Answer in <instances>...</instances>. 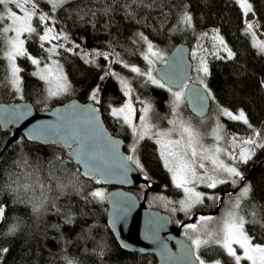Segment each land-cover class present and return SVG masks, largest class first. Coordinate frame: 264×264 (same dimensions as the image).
Instances as JSON below:
<instances>
[{
	"label": "snow or ice",
	"instance_id": "1",
	"mask_svg": "<svg viewBox=\"0 0 264 264\" xmlns=\"http://www.w3.org/2000/svg\"><path fill=\"white\" fill-rule=\"evenodd\" d=\"M92 0H89L91 3ZM155 0H108L101 3L103 14L120 9L128 15H134L135 8L153 7ZM241 13V21L245 25L246 34H251L253 46L264 54V41L257 39L255 29L260 27L259 22L251 19L255 16V8L251 0H233ZM71 6L70 0H0V56L3 61L2 82L20 93L23 86L24 71L18 63L23 58L35 66L31 75L44 81L47 85V97L49 99L68 93L71 82L64 72L59 57L64 53H72L78 56L84 63L96 65L97 59L105 61L102 75L98 79L104 82L114 79L117 84L119 99L108 102L103 95L106 90L104 83H98L89 94L90 104L84 108H76L71 118L62 120L59 124L49 126L44 130L49 136L54 137L51 142L70 149L69 160L74 159L83 166V175L96 184L108 182L112 177L119 175L121 183L128 182L126 177L132 169L145 172V181L149 179L143 163L141 162L138 149L141 143L151 140L157 146V156L162 167L170 176L171 186L178 190L181 198L177 201L168 200L160 195L155 199L162 201L165 207L172 204L173 213L179 211L191 218L194 209L204 205L206 200H221L220 191H225L221 186H232L236 188L245 177L238 167L239 164H247L256 154L258 149L264 150V127H255L250 123L243 109L234 113L227 107L219 106L218 112L230 121L242 122L247 126L250 134L240 136L231 134L226 137L224 127L219 122L212 129L211 136L214 143L206 145L201 135L190 121L185 120L179 109L184 103L185 94L195 96L200 101V111L203 113L204 101L215 100V96L208 88L206 78L210 75L208 57L223 60L232 59L236 55L229 48L219 29H213L211 35L204 32L197 39L196 46L189 55L196 61L194 71L196 72V83L202 90L190 87L191 77L184 67H175L174 61H170L164 53L143 32H138L137 43H143L145 51L141 53L147 68L124 61L118 52L82 49L79 43L71 39L69 34L59 26L57 17L53 15L57 11H63L65 6ZM87 7V5H85ZM161 7H173L172 3L162 4ZM180 16V23L186 28L193 27V16L188 11V5H184ZM47 9V10H45ZM95 12L91 15L95 16ZM35 36L39 49L45 54L33 55L28 47V42ZM204 39L211 41V50L204 47L200 42ZM47 45V47L45 46ZM183 51V50H181ZM221 52L226 56L221 55ZM46 61V62H45ZM157 63L166 67L158 69ZM121 65L130 73L135 74L132 79L121 75L111 69V65ZM192 68L191 64L187 65ZM141 78L144 85H152L156 88L166 89L171 94L172 118L167 119V128H159L151 121L153 104L142 98L134 87L133 80ZM264 87V81H261ZM107 105V107H105ZM101 109L108 112L109 116L125 128L131 135V143L127 147V155H119V141L113 139L103 130L100 123L99 113ZM39 137L33 136L32 139ZM58 162L63 163L61 157H56ZM52 179V177H49ZM203 186V191L198 190ZM66 185L58 184L57 188L63 191ZM151 187V185H149ZM209 190H212L211 192ZM39 191L40 197L35 194ZM47 189L40 182L38 184L21 182L20 178L12 180L11 183L0 182V194L4 199L0 200V225L4 230L0 236H12L19 231V222L9 219L8 211L10 203H30L32 212L39 216L45 209ZM33 196L27 200L20 194ZM253 192L251 182H247L239 188V195L232 201L220 217L212 215H199L195 222L185 223L184 235L190 241V245L182 244V255L179 258L184 264H264V239L249 234L246 224L259 223L252 213L253 220L248 221L240 214L241 202ZM226 194L232 198L230 191ZM103 188L97 187L84 194L86 202H103L106 199ZM11 196V201H9ZM178 205V206H177ZM114 205V209H115ZM124 209L115 215L116 220L124 214ZM67 223H72L71 218ZM53 227H58L53 225ZM121 247L128 245L122 243ZM166 249V245L163 246ZM201 249L216 251V258L207 256L202 258ZM10 252L8 247L0 248V264H3L5 256ZM58 264H78L77 260L68 254L59 258Z\"/></svg>",
	"mask_w": 264,
	"mask_h": 264
},
{
	"label": "trees",
	"instance_id": "2",
	"mask_svg": "<svg viewBox=\"0 0 264 264\" xmlns=\"http://www.w3.org/2000/svg\"><path fill=\"white\" fill-rule=\"evenodd\" d=\"M107 2L108 0H92L91 3L89 0H70V7L66 5L63 11H57L53 15L57 17L59 26L72 40L79 43L82 49H114L124 61L136 66L146 64L140 52L142 43L136 42L138 32H143L154 44L170 51L178 42H186L191 48L192 45L195 47L202 33L219 29L236 55L230 60L209 56L210 75L207 77V84L215 96L212 102L233 111L243 109L252 125L257 128L264 127V87L261 86V81H264V54L253 46L250 34L245 33L241 13L233 0H155L151 8H135L134 15H128L120 9L105 15L100 4ZM251 2L255 8L256 21L264 31V0ZM167 3H172L173 7H161ZM184 5H188V11L193 16V27L190 29L180 23ZM93 11L95 16L91 15ZM27 47L33 55H45L39 49L35 36L28 42ZM59 60L72 88L63 97L48 100L45 82L31 75L35 66L23 58L18 60L20 67L24 69L21 73L22 91L17 93L6 86L2 82V69L6 62L0 56V103L28 100L40 110L64 103L72 97L90 101L89 94L98 83L105 84L103 95L107 97L108 102L119 99L120 94L116 90L114 79L104 82L98 79L99 75H102V68L106 66L103 59H97V64L101 66L97 67L84 63L72 53L62 51ZM111 69L131 79L135 76L121 65L113 64ZM150 93L149 97L155 102L157 111L163 112L168 100L167 90L153 88ZM101 111L110 131L123 137L126 142L129 141V131L120 127L106 110ZM222 122L226 137L231 134H250L242 122L230 121L227 117ZM10 134L11 130L0 128V152ZM125 149L127 150V145ZM138 155L149 179L165 186L164 190L148 195V204L169 213L175 224L189 218L179 211L173 213L170 210L172 204L165 207L162 201H155L153 198L160 195L171 201L181 198L178 190L171 186L170 176L158 160L154 142H142ZM58 156L62 158L63 163L56 160ZM238 166L245 175L256 168L247 181L251 182L253 192L242 202L241 211L248 221L253 220L252 213L255 212V219L259 223L246 224V230L249 234L264 239V150L258 149L247 164ZM141 173L145 176V172ZM17 178H20L21 182L33 184L42 182L47 189V200L45 209L39 216L32 212L30 203H10L9 219L19 222V231L12 236H0V248L10 249L3 264H58L59 258L65 254L73 256L78 264H158L154 255L127 252L118 245L107 224L106 200L86 202L84 199V194L97 187L105 191L110 188L84 178L80 168L69 160L66 148L32 143L21 136L0 155V182L11 183ZM58 184L68 187L61 191L57 188ZM133 191L142 198L145 185H140ZM20 195L27 200L33 193ZM35 196L40 197L39 191ZM2 199L4 195L0 194V200ZM11 199L9 196V201ZM216 206V201H205L204 205L194 209L193 213L214 211ZM69 218L72 220L70 224L67 223ZM3 230L4 226L0 225V232ZM201 253L202 258H220L213 250L201 249Z\"/></svg>",
	"mask_w": 264,
	"mask_h": 264
},
{
	"label": "water",
	"instance_id": "3",
	"mask_svg": "<svg viewBox=\"0 0 264 264\" xmlns=\"http://www.w3.org/2000/svg\"><path fill=\"white\" fill-rule=\"evenodd\" d=\"M183 50V51H181ZM192 50L191 46L186 42H178L168 52L167 58L170 61H174L175 67H184L191 77L189 81L190 87L197 89L202 88L193 80V68L194 62L191 59L189 53ZM191 64L193 67L188 68L187 65ZM166 66L160 64L158 69L165 68ZM186 102L189 111L198 118H205L209 115L212 107V99L204 101L203 113L200 111V101L195 96H189L186 90ZM90 101H82L77 97H72L64 103L53 105L47 109L38 110L35 104L28 100H21L15 102H1L0 103V128L2 130H11V134L6 140L2 152L6 150L11 144L19 140L23 136L26 140L41 145H59L51 142L54 137L49 136L45 129L49 126L57 125L62 120L71 118L72 113L76 108H84ZM100 123L104 131L108 133L113 139L118 140L119 155L129 154L126 149V140L118 135L113 134L108 128L102 111L99 113ZM33 136L39 137L38 139H32ZM64 148V147H63ZM67 149V148H66ZM68 150V156L70 149ZM72 161L80 168L81 175L84 171L83 166L78 164L74 159ZM261 163H259V166ZM132 171L127 173L126 183H121L119 175L112 177L108 182L101 183L110 189L106 191V203L107 208V224L111 232L113 233L118 245L127 244L128 247H121L127 252L140 253L143 255H154L158 264H184L179 258L182 255L181 245H190V241L183 235V224L193 223L196 217L201 214H205L204 211H196L192 214L191 218L181 221L176 225L172 219V216L156 207L148 204V195L151 192L162 191L165 186L161 182H155L151 179L145 181L144 175L140 170L135 169L134 165L129 163L128 165ZM253 168L250 173L244 175L245 181H241L233 190L222 191L221 201L217 208L210 212L216 214L221 208V203L226 192L236 193L240 187H242L250 178L254 172ZM140 185H145V191L143 197L140 198L133 189L138 188ZM151 185V187H149ZM114 205L116 206L114 209ZM124 209V214L120 219H115L114 212L119 214V210ZM166 245V249H164Z\"/></svg>",
	"mask_w": 264,
	"mask_h": 264
},
{
	"label": "rangeland",
	"instance_id": "4",
	"mask_svg": "<svg viewBox=\"0 0 264 264\" xmlns=\"http://www.w3.org/2000/svg\"><path fill=\"white\" fill-rule=\"evenodd\" d=\"M251 19H254L256 20L255 16H252ZM256 31V34H257V39L258 40H261V41H264V31L260 29V27L256 28L255 29ZM209 35H211V33H209ZM251 36V34H250ZM252 38V36H251ZM204 47L208 48L209 50H211V41L209 39H204L202 41H200ZM156 45V44H155ZM156 47L161 50L164 55L167 57L168 55V52L169 50H165L164 48H161L159 46L156 45ZM194 48V46L192 45V49ZM143 51H145V46L142 44H140V52L142 53ZM221 55H224L226 56L225 53L221 52ZM194 62V66H195V63L196 61H193ZM208 64H209V57H208ZM160 65V63H157L156 67ZM141 67L142 69H145L147 68V65L145 64L144 66H139ZM65 72V70H64ZM122 75V74H121ZM123 76H126V75H123ZM127 77V76H126ZM192 77H193V80L196 82V72L194 71V68H193V74H192ZM131 79V78H129ZM206 83H207V78H206ZM133 84H134V87L137 88V91H138V94L150 101L152 104H153V111L152 113L150 114L151 115V121L153 124L157 125L159 128H167L169 127V125L167 124V119H170L172 118V113H171V104H170V101H171V94L168 93V100L165 104V109L164 111H160L158 112L157 109H156V104L155 102L149 97V95L151 94V90L153 88H156L155 86H152V85H144V82L141 78H136L135 80H133ZM208 86V84H207ZM166 90V89H165ZM64 95L62 96H59V97H54V98H60V97H63ZM46 98L48 100H53L54 98H51L49 99L47 97V85H46ZM218 104L215 102H212V107H211V110H210V113L207 117L205 118H198L196 117L195 115H193L189 109H188V106H187V102H186V96H185V99H184V103L181 105L179 111L180 113L182 114L183 118L185 120H188L191 122V124L198 130L200 131L201 135L204 137V140L203 142L206 144V145H211L214 143V140L211 136V132H212V129L216 126V123L219 122L221 125H223V119L226 118V117H223L222 115L219 114L218 112ZM233 111V110H232ZM234 113L236 111H233ZM224 127V125H223ZM224 134L226 136V132H225V129H224ZM131 143V135H129V141H127V147L128 145ZM239 167V166H238ZM242 172V170H241ZM243 173V172H242ZM244 174V173H243ZM247 183V182H246ZM245 183V184H246ZM244 184V185H245ZM243 185V186H244ZM198 190H201L203 191V186H201ZM210 192L212 190H209ZM106 192V191H105ZM220 195V194H219ZM239 195V191L235 194H232V198L230 200V197L228 195H226L221 203V208L219 210L218 213L216 214H211V213H207L205 212V214H201V215H212V216H215V217H220L222 215V213L225 211V209L227 208V206L235 200V198ZM155 197L157 196H153L154 200L155 201H159L157 199H155ZM248 198V197H247ZM246 199V198H245ZM244 199V200H245ZM243 200V201H244ZM207 202H210V200H206ZM242 201V202H243ZM161 202V201H159ZM219 202L216 201V205L217 203ZM242 202H241V205H242ZM152 205V204H151ZM199 207V206H198ZM200 210V209H199ZM240 214L243 215L242 211H241V206H240ZM210 212H213V211H210ZM182 213V212H181ZM184 214V213H183ZM244 216V215H243ZM246 219V217H245ZM178 225V224H176ZM184 232H185V229H184ZM184 232H183V235H184ZM185 236V235H184Z\"/></svg>",
	"mask_w": 264,
	"mask_h": 264
},
{
	"label": "flooded vegetation",
	"instance_id": "5",
	"mask_svg": "<svg viewBox=\"0 0 264 264\" xmlns=\"http://www.w3.org/2000/svg\"><path fill=\"white\" fill-rule=\"evenodd\" d=\"M126 145H127V142H126ZM125 148H126V146H125ZM126 151H127V150H126ZM243 175H245V174H243ZM221 188H222V189H225V191H226V190H233V189H235V188H233L232 186H221ZM238 191H239V190H238ZM238 191H237V192H238ZM221 192H222V191H220L219 194H220ZM237 192H236V193H237ZM232 194H235V193H232ZM226 195H227V194H225L224 197H225ZM220 197H221V194H220ZM224 197H223V199H224ZM220 201H221V200H219L218 204H220ZM218 204H217V206H218ZM217 206H216V207H217ZM207 213H210V212H206V214H207ZM192 214H193V213H192ZM199 215H201V213H200ZM199 215H198V216H199ZM189 218H190V217H189ZM189 218H187V219H189ZM182 221H183V220H182ZM183 229H184V228H183Z\"/></svg>",
	"mask_w": 264,
	"mask_h": 264
},
{
	"label": "bare ground",
	"instance_id": "6",
	"mask_svg": "<svg viewBox=\"0 0 264 264\" xmlns=\"http://www.w3.org/2000/svg\"><path fill=\"white\" fill-rule=\"evenodd\" d=\"M33 143V142H32Z\"/></svg>",
	"mask_w": 264,
	"mask_h": 264
}]
</instances>
